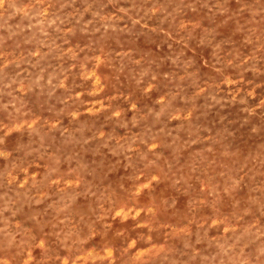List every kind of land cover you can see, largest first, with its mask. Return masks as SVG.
Instances as JSON below:
<instances>
[{
  "label": "rangeland",
  "instance_id": "rangeland-1",
  "mask_svg": "<svg viewBox=\"0 0 264 264\" xmlns=\"http://www.w3.org/2000/svg\"><path fill=\"white\" fill-rule=\"evenodd\" d=\"M0 264H264V0H0Z\"/></svg>",
  "mask_w": 264,
  "mask_h": 264
}]
</instances>
